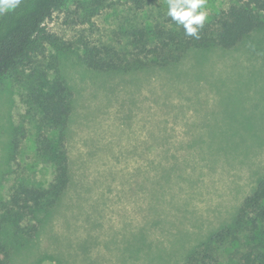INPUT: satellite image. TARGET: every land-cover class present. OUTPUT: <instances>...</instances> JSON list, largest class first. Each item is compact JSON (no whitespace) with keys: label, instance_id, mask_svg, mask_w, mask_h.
Listing matches in <instances>:
<instances>
[{"label":"rangeland","instance_id":"obj_1","mask_svg":"<svg viewBox=\"0 0 264 264\" xmlns=\"http://www.w3.org/2000/svg\"><path fill=\"white\" fill-rule=\"evenodd\" d=\"M238 1L207 0L205 23ZM166 12V0H62L46 21L54 42L0 77V242L12 251L9 264H184L256 188L264 27L233 48L193 49L167 67L115 73L84 61L86 45L122 46L140 23L170 25ZM57 67L73 91L71 183L22 246L20 234L39 220L5 223L3 206L19 184L45 186L54 176L23 95L35 71L52 77ZM240 238L216 246L224 262L246 249Z\"/></svg>","mask_w":264,"mask_h":264},{"label":"trees","instance_id":"obj_2","mask_svg":"<svg viewBox=\"0 0 264 264\" xmlns=\"http://www.w3.org/2000/svg\"><path fill=\"white\" fill-rule=\"evenodd\" d=\"M61 2L20 0L14 9L0 13V77L31 64L48 43L54 42L56 38L48 31L46 21ZM262 27L264 0H239L215 22L205 23L199 39L186 36L182 26L175 22L140 23L128 29L127 41L122 46L86 45L83 58L92 69L115 73L167 67L181 62L193 49L233 48ZM23 99L28 106L27 115L35 118L37 151L51 164L54 176L45 186L19 184L14 189L1 216L3 222L16 227L26 220H39L42 212L53 211L71 183L66 131L73 108V91L58 67L52 77L35 71ZM18 146L16 141L15 149ZM39 226L40 220L28 232L20 234L22 246L38 232ZM19 233L17 228L16 234ZM242 233L246 249L238 250L235 259L224 262L216 246L230 239H241ZM11 256L9 246L0 242V264H9ZM184 264H264V175L242 202L234 221L194 247Z\"/></svg>","mask_w":264,"mask_h":264},{"label":"clouds","instance_id":"obj_3","mask_svg":"<svg viewBox=\"0 0 264 264\" xmlns=\"http://www.w3.org/2000/svg\"><path fill=\"white\" fill-rule=\"evenodd\" d=\"M20 0H0V13L14 9ZM166 16L182 26L186 36L200 38V31L208 17L207 0H166Z\"/></svg>","mask_w":264,"mask_h":264}]
</instances>
